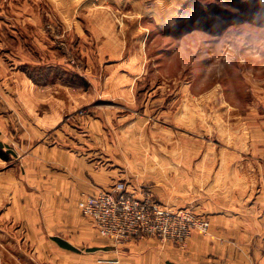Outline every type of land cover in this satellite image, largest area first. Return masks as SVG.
Listing matches in <instances>:
<instances>
[{
	"label": "rangeland",
	"instance_id": "obj_1",
	"mask_svg": "<svg viewBox=\"0 0 264 264\" xmlns=\"http://www.w3.org/2000/svg\"><path fill=\"white\" fill-rule=\"evenodd\" d=\"M189 1L30 0L34 17L17 19L15 27L0 11V38L27 43V70L38 82L61 78L88 88L85 76L93 77L102 94L97 117L112 122L102 130L112 144L107 155L120 176L209 220L201 207L232 200L234 155L249 154L255 133L264 135V18L219 35L184 31L177 27ZM121 90L133 96H118ZM77 200L91 228L89 234L82 227L77 250L108 248L90 242L102 236ZM26 236L19 222L0 224V264H30L12 254L36 250Z\"/></svg>",
	"mask_w": 264,
	"mask_h": 264
},
{
	"label": "crops",
	"instance_id": "obj_2",
	"mask_svg": "<svg viewBox=\"0 0 264 264\" xmlns=\"http://www.w3.org/2000/svg\"><path fill=\"white\" fill-rule=\"evenodd\" d=\"M4 1L0 11L13 27L17 19L34 17L30 0ZM26 50L27 43L6 45L0 38V146L10 151L9 160L0 157L6 166L0 169V224L21 223L27 241L36 244L30 252L14 249V258L27 256L30 264L38 256L44 264H264V135L257 132L250 153L234 155L232 200L201 207L210 220L208 233L195 231L182 247L144 238L114 248L98 237L90 242L108 248L78 251L82 227L87 233L91 228L75 201L125 179L107 155L112 144L102 130L112 122L97 117L102 94L93 77L85 76L88 88L61 78L38 82L28 73L32 59ZM130 92L118 96L131 98ZM210 208L217 212L209 215Z\"/></svg>",
	"mask_w": 264,
	"mask_h": 264
},
{
	"label": "built area",
	"instance_id": "obj_3",
	"mask_svg": "<svg viewBox=\"0 0 264 264\" xmlns=\"http://www.w3.org/2000/svg\"><path fill=\"white\" fill-rule=\"evenodd\" d=\"M78 208L98 234L115 246L154 238L182 247L195 231L210 229V221L193 210L165 205L149 189L131 186L126 179L97 193L82 194Z\"/></svg>",
	"mask_w": 264,
	"mask_h": 264
},
{
	"label": "trees",
	"instance_id": "obj_4",
	"mask_svg": "<svg viewBox=\"0 0 264 264\" xmlns=\"http://www.w3.org/2000/svg\"><path fill=\"white\" fill-rule=\"evenodd\" d=\"M205 1V2H204ZM183 21L178 29L201 30L207 34L219 35L228 27L243 23H254L264 18V0H190L182 7ZM261 16V17H259ZM264 22V21H263ZM170 32H175L173 29ZM0 157L9 160V152L0 146ZM67 248L72 245L58 241Z\"/></svg>",
	"mask_w": 264,
	"mask_h": 264
}]
</instances>
